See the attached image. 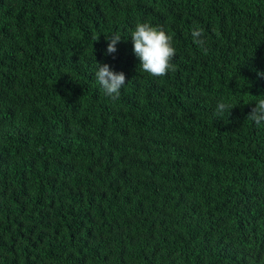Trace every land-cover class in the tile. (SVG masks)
<instances>
[{
  "label": "trees",
  "instance_id": "trees-1",
  "mask_svg": "<svg viewBox=\"0 0 264 264\" xmlns=\"http://www.w3.org/2000/svg\"><path fill=\"white\" fill-rule=\"evenodd\" d=\"M143 22L175 71H141ZM258 72L264 0H0V264H264Z\"/></svg>",
  "mask_w": 264,
  "mask_h": 264
},
{
  "label": "clouds",
  "instance_id": "clouds-1",
  "mask_svg": "<svg viewBox=\"0 0 264 264\" xmlns=\"http://www.w3.org/2000/svg\"><path fill=\"white\" fill-rule=\"evenodd\" d=\"M202 37V29L194 28L191 31L192 41L197 46H203L206 42ZM130 39L132 53L138 59L141 71L148 76L163 77L169 71H175V65L172 63L176 54L173 38L162 28L152 26L147 22L137 23L133 29H130ZM106 40L108 41L106 54L115 53L121 36L113 34ZM94 75L106 96L114 100L119 98L120 91L126 84L123 72L117 73L112 71L108 64L96 63ZM257 75L264 77V73L258 72ZM234 107L224 101H218L215 112L217 116H222L225 112L229 113ZM246 118L257 126L264 124V98L257 99Z\"/></svg>",
  "mask_w": 264,
  "mask_h": 264
}]
</instances>
